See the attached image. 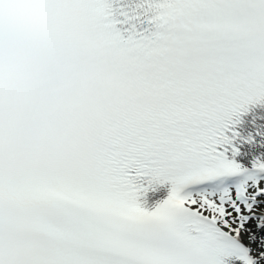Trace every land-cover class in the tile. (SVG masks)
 <instances>
[{
    "label": "snow or ice",
    "instance_id": "1",
    "mask_svg": "<svg viewBox=\"0 0 264 264\" xmlns=\"http://www.w3.org/2000/svg\"><path fill=\"white\" fill-rule=\"evenodd\" d=\"M0 264H264V0H0Z\"/></svg>",
    "mask_w": 264,
    "mask_h": 264
}]
</instances>
